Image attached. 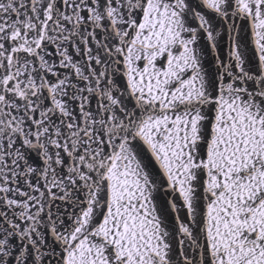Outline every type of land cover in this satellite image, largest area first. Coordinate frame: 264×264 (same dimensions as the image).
Wrapping results in <instances>:
<instances>
[{
	"label": "snow or ice",
	"instance_id": "6c2138e0",
	"mask_svg": "<svg viewBox=\"0 0 264 264\" xmlns=\"http://www.w3.org/2000/svg\"><path fill=\"white\" fill-rule=\"evenodd\" d=\"M0 264H264V0H0Z\"/></svg>",
	"mask_w": 264,
	"mask_h": 264
}]
</instances>
